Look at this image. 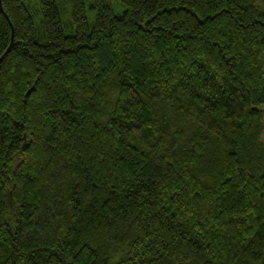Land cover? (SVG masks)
<instances>
[{
    "label": "trees",
    "instance_id": "obj_1",
    "mask_svg": "<svg viewBox=\"0 0 264 264\" xmlns=\"http://www.w3.org/2000/svg\"><path fill=\"white\" fill-rule=\"evenodd\" d=\"M0 264H264V0H0Z\"/></svg>",
    "mask_w": 264,
    "mask_h": 264
},
{
    "label": "rangeland",
    "instance_id": "obj_2",
    "mask_svg": "<svg viewBox=\"0 0 264 264\" xmlns=\"http://www.w3.org/2000/svg\"><path fill=\"white\" fill-rule=\"evenodd\" d=\"M262 109H264V107H262ZM263 124H264V119H263ZM262 141L264 142V131H263V135H262Z\"/></svg>",
    "mask_w": 264,
    "mask_h": 264
},
{
    "label": "water",
    "instance_id": "obj_3",
    "mask_svg": "<svg viewBox=\"0 0 264 264\" xmlns=\"http://www.w3.org/2000/svg\"><path fill=\"white\" fill-rule=\"evenodd\" d=\"M0 61H1V59H0Z\"/></svg>",
    "mask_w": 264,
    "mask_h": 264
},
{
    "label": "bare ground",
    "instance_id": "obj_4",
    "mask_svg": "<svg viewBox=\"0 0 264 264\" xmlns=\"http://www.w3.org/2000/svg\"><path fill=\"white\" fill-rule=\"evenodd\" d=\"M263 135V134H262Z\"/></svg>",
    "mask_w": 264,
    "mask_h": 264
}]
</instances>
